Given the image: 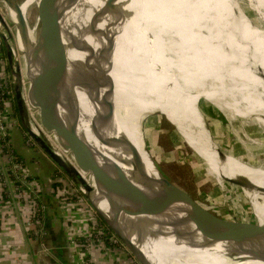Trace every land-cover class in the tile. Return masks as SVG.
<instances>
[{
	"label": "bare ground",
	"instance_id": "bare-ground-1",
	"mask_svg": "<svg viewBox=\"0 0 264 264\" xmlns=\"http://www.w3.org/2000/svg\"><path fill=\"white\" fill-rule=\"evenodd\" d=\"M38 1L27 0L23 4V9ZM242 4L247 5L245 7L247 13L241 9ZM236 8L240 9L239 14L238 12L235 14ZM89 12V27L93 42L90 52L91 57L96 58L100 74H98L100 85L96 89V76L91 64L92 100L94 102L100 100V107L93 111L106 135L107 145L103 143L102 145L83 122L80 108H77L74 100L71 108L80 121V132L92 145L116 160L127 174L133 172V156L128 149V145L131 144L144 157L148 171L158 176L156 166L142 149L138 139L136 119L143 113L144 116L157 112L168 113L182 136L191 139L202 151L218 161L220 159L217 152L221 150L213 141L208 142L204 138L207 133L203 130V114L198 106L200 96L217 99L240 115L254 116L255 119L264 121V0H89ZM228 19H234L232 27L235 28L233 33L235 38L232 37V32L228 33L225 28ZM212 25L214 27H211ZM162 27L168 29L170 33L193 35L191 42L208 52L209 63L203 67L200 66V62H196L202 58V55L200 56L198 49H194L193 53L197 55L195 59L193 57L195 55L190 51L191 43L186 39L184 44L187 46L184 45L185 51L181 50L183 51L181 55L183 59H187L188 64L193 62L186 64V68L195 70L201 77L211 76L217 81L220 80L219 91L217 86V89L214 88L209 93L192 94L190 91L192 85L186 82V87L182 86L173 68L164 63L163 59L167 54L165 57L161 55L157 47L158 37L161 36L159 30ZM200 34L205 43L196 39V36L201 38ZM161 37L168 38L164 33ZM63 42L68 55L66 32ZM206 43L207 46L204 45ZM135 49L147 61L163 70L169 81L162 82L161 87L158 85V79H154L151 85L142 84L141 79L139 80L140 65L133 58ZM169 50L166 51L172 56L174 51ZM161 64L167 68L161 69ZM196 83L200 82L196 81ZM70 86L71 79H68L67 93ZM100 87H103V90L100 91ZM240 96L241 102L237 100ZM113 103H116V112H113ZM124 108L127 110L136 108L141 111L137 116H134L130 110L123 115L121 109ZM117 109L121 113V124L116 119ZM178 116L181 117L182 123H189L187 129L181 127L176 119ZM262 125L264 127V122ZM34 129L54 141L53 145L58 153L75 165V161L69 158L67 151L59 147L55 134L46 133L42 124ZM197 140L202 141L203 147ZM220 162L231 166L238 177L239 172L243 174L245 172L243 168L247 167L253 175V180H257L256 191L262 194L263 212L261 215H255L264 223V166H251L241 162L232 154L226 155L224 161ZM81 173L93 188L90 193L92 199L100 208L107 211L105 199L96 191L98 187L92 174L83 171ZM87 174L89 179L86 177ZM173 203L166 208L169 209ZM168 228L156 230L155 224L151 228L147 226V229H152L155 233L152 235L147 230L132 225L128 220L122 224V230L131 237L152 264H264V258L233 253V246L225 241L196 246V244L200 245L198 242H206V239L193 224L183 226L182 231L186 236L173 234ZM188 232H192L193 235H188Z\"/></svg>",
	"mask_w": 264,
	"mask_h": 264
},
{
	"label": "rangeland",
	"instance_id": "rangeland-1",
	"mask_svg": "<svg viewBox=\"0 0 264 264\" xmlns=\"http://www.w3.org/2000/svg\"><path fill=\"white\" fill-rule=\"evenodd\" d=\"M67 1L70 2L65 13L62 15V22L66 27L65 31L68 38V71L70 79H74V76H76L77 78L75 81V85L71 80V86L68 94L73 95L74 102L76 103L77 108H80V115L86 126L93 132V134L99 139L101 143L107 145L106 135L102 127L99 125L93 111V109L96 110L100 107V100L98 99L95 102L92 100L91 73L93 71L94 75L96 76V89L100 85V81L98 79V76L100 74L98 71L96 58L95 56L92 58L90 52V47L91 45L93 46V42L92 33L89 27V0ZM246 6L247 5L245 4H242L241 6V9L244 10L245 13H247V9H245ZM6 7L7 6L5 5L4 0H0V13L7 24L6 29L0 22V47L3 43L5 44L4 38L6 37L13 51L15 64L19 65L22 70H24L25 54L18 46L16 24L13 23V21L10 19L7 10L8 8ZM238 10L237 8L234 9L235 14H237L236 12H238L239 14ZM35 18L36 6H32L28 12V19L32 26L35 23ZM233 22L234 19H228L227 26L225 27L228 33L230 32L231 34L232 32V37H234L233 33L235 32V28L232 27ZM211 27H214V25H212ZM211 30L213 29L211 28ZM160 31L161 36L164 33L167 34L168 38L161 36L158 37L157 43L159 44L157 45V47L159 48V52L161 55H164L165 57V55L167 54V56L163 59L164 63H166L168 67L173 68L174 73L178 76V78H180V83L182 84V86H185V84L187 83H189V85H192V88L190 89L192 94H202L206 92L209 93L214 88L217 89V86V90L219 91L220 80L217 81L215 80V77L211 76L206 78L203 76L201 77V75H199V73L195 70H188L186 68V64H193V62H189L188 64L187 59H183L181 55L183 54V51H185L183 50L184 47L187 46L186 44H184V41L186 39H189V42L191 43V45H189L191 46V54L195 55V53H193L194 49H198L200 56L202 55V58L196 60V62H200V66L203 67H205L207 63H209V57H207L208 52L201 50L195 44H193V42H191L193 41V35L190 36L188 35V33H182L183 35H178L174 32L170 33L168 29H164L163 27L159 30V32ZM197 38L198 40L203 41L202 36L201 38L199 36H196V39ZM204 45L207 46V43ZM169 49H171V51H174L172 52V56L169 52L166 51ZM135 51L136 52L133 58L134 61L140 65L141 76L139 77V80L141 79L140 81L142 82V84L151 85L154 79H158V85L161 87L162 82L166 80L169 81L167 75L162 72L163 70L161 71L158 67L155 66L154 63L147 61L145 57L143 55L141 56V54H139L136 49ZM177 51L180 52L178 53ZM193 57L196 59L197 55ZM91 64L93 65L92 71L90 67ZM163 67L167 68L162 65L161 69ZM0 79L2 81H5L6 83L12 81L8 59L6 56L0 57ZM196 81L200 83L197 84ZM28 89L29 82L28 80H24V95L26 98H28ZM101 90H103V87H100V91ZM241 98L242 97L240 96V98H237V100L241 102ZM144 105L146 104H143V106ZM198 106L203 114L202 123L204 126L203 130L207 133L206 137H204L206 141H213V143L217 145L219 150L223 151L224 154H232L241 162L254 167L264 166V127L262 125V122H264L263 120L261 122L255 119L254 116L245 117L243 115H240L226 106L224 102H221L217 99H207L204 95L199 97ZM128 110L132 111V114L134 113V116H137L138 112L141 111L140 109L136 108H131ZM128 110L124 108L121 109V112L123 115H126ZM14 112L15 111L13 109V104L11 106V109L0 110V114L6 115L5 118L9 123H12L16 118L14 116ZM28 112L30 114V119L34 127H37V125L39 124L41 125L37 109L32 107L31 105H28ZM144 115L145 114L143 113V115H139L140 117L136 119V123L138 124V139L140 145L142 146V149L145 151V153L146 149L149 151L160 171L169 180L184 188L195 198L207 204L222 215L228 217L250 219H255V214L261 215V212H263L262 194H258V192L256 191L257 180H253V175L247 170V167L243 168L245 171H243V174H240L239 172L238 177L231 166L210 157L204 151H202L191 139L186 136H182L175 128L174 122L169 119L165 113L157 112L150 113L148 116ZM176 119L178 120V122H180L181 127H183L184 130L189 127L188 122L184 121L185 124L181 122V117L178 116ZM119 122L121 124V120H119ZM19 128L24 131L26 143L27 138H31V136L27 134L22 125H19ZM45 132L54 135L53 132L46 129ZM49 140L53 144L54 141H52L51 139ZM11 147L14 150L12 145ZM31 148H33L35 155H38V153L46 155L35 141L34 145H32ZM67 154L69 155V158L74 161L71 153L67 151ZM146 154L148 155V153ZM45 157L48 156L46 155ZM44 159L43 161H45ZM25 160L24 158L22 159L27 167V170L33 175V177H36L34 170L29 165L31 163V160L29 159V157H27L26 161L29 162V164ZM34 162V165L38 164L40 166H44V163H40L42 162V158L40 157H35ZM0 165V181L4 189L2 194H0V199L10 198L13 202H16V205L18 206V216L22 219L24 228L28 233V231L30 232L34 228L31 225H28L25 217L23 216V205L20 201V190L16 185L12 183V176H10V174L13 173V164L7 150L1 147ZM55 167L58 168L57 166ZM86 177L87 179H89L88 174ZM68 179L69 178L67 176L62 175V179L56 178L55 180H61L63 183H65V185H68ZM240 179L242 181V185ZM38 181L41 183L42 187L40 204L45 207L47 212L49 202L48 200H45L44 197L45 185L39 179ZM55 182L56 181H54V183ZM63 183L54 186L52 195L53 201L56 202L58 211H60V214L64 217L62 218V221L60 220L61 223L64 219L68 220V224L64 223L65 228L68 230V232L71 230L68 234L69 237H71L68 244L73 249H75L78 257H81L80 263L94 264V248L105 243V248H102V250H112L115 248L120 253H123L125 255L128 260L127 264H138L136 259L127 250V248H125V246H123L121 242L114 236L109 237L108 243L104 241L103 237H101V224L97 217L95 207L75 183H73L74 185H71L72 192L69 199L73 203H76V205L81 206V204H83V206L87 207V209H84L82 211L81 209L74 208L69 212H66L64 210V201H66V199L65 197L59 196V191H57V187L59 185H63ZM84 211H87V213L89 214L91 213V219L92 216L94 219H96L91 220L92 222H90V227L92 228L90 234L88 232L85 234L76 233L71 222V220H74L75 217H80L82 212ZM70 217H72L71 220H69ZM62 226L64 225L62 224ZM48 236L49 232L47 237L40 240L46 244L49 250L47 251V253L40 252V255L53 257L55 250L50 247ZM40 247L42 249L41 243Z\"/></svg>",
	"mask_w": 264,
	"mask_h": 264
},
{
	"label": "water",
	"instance_id": "water-1",
	"mask_svg": "<svg viewBox=\"0 0 264 264\" xmlns=\"http://www.w3.org/2000/svg\"><path fill=\"white\" fill-rule=\"evenodd\" d=\"M26 1L4 0L9 17L16 24L18 46L25 54L22 70L15 64L12 48L8 39L4 38L18 119L48 158L85 194L96 212L136 261L139 264H152L131 237L122 230V224L126 220L152 235L155 233L152 229H147V226L151 228L155 224L156 230L169 227L173 234L184 236L183 226L193 224L206 239V242H198L200 245L196 246L225 241L233 246V253L263 259L264 223L256 217L250 219L220 214L169 180L146 149L158 169V176L152 175L144 157L129 143L128 149L133 156V172L127 174L116 160L92 145L80 132V121L71 108L74 97L66 90L70 76L68 55L63 42L66 27L63 25L62 15L70 1L39 0L23 9ZM32 6H36L33 26L28 19V11ZM0 22L7 27L1 13ZM74 77L75 80H71L75 85L77 78ZM24 80L29 82L28 98L24 95ZM28 103L37 109L43 127L56 135L60 147L71 153L75 165L64 159L51 141L34 129ZM112 109L116 112V103H113ZM165 114L170 119L168 113ZM120 116L121 113L116 119L122 122ZM197 141L203 147L202 141ZM217 154L220 161H224L226 154L222 151ZM81 171L89 172L94 177L98 187L96 191L105 199L107 211L92 199L90 193L93 188ZM171 203V207L166 208ZM187 234L193 235L192 232Z\"/></svg>",
	"mask_w": 264,
	"mask_h": 264
},
{
	"label": "crops",
	"instance_id": "crops-1",
	"mask_svg": "<svg viewBox=\"0 0 264 264\" xmlns=\"http://www.w3.org/2000/svg\"><path fill=\"white\" fill-rule=\"evenodd\" d=\"M12 103L10 101H4L3 108L0 110L11 109ZM10 137L12 146L16 154L27 160V157L31 160V163L26 162L34 170L35 176L44 183V197L48 200L49 207L46 212V226L49 232V244L53 248V257L40 255L41 247L39 241L33 237L31 232H26L22 219L18 216V206L12 199H0V264H81L80 259L75 249H73L68 243L71 237H69L68 230L65 228V224H68V220L64 218L60 211H58L56 202L53 201V188L55 186L54 181L56 178L62 179V174L56 168L55 163L38 153L35 155L33 148L28 147L25 144V135L19 127L10 129ZM42 158L44 166L34 165L35 157ZM45 158V159H44ZM43 159L45 161H43ZM34 165V166H33ZM1 167V165H0ZM58 171V172H57ZM67 181V180H66ZM53 182V183H52ZM2 183L0 181V194L3 192ZM77 209H87L83 204L81 206L76 205ZM97 213V212H96ZM91 213L87 211L82 212L80 217H75L71 220L74 231L76 233H84L91 231L90 227ZM74 218V217H73ZM61 220V221H60ZM60 221V222H59ZM62 224L64 226H62ZM103 245V246H102ZM98 245L94 248V264H127L128 260L123 253L118 250L106 249L105 243Z\"/></svg>",
	"mask_w": 264,
	"mask_h": 264
},
{
	"label": "built area",
	"instance_id": "built-area-1",
	"mask_svg": "<svg viewBox=\"0 0 264 264\" xmlns=\"http://www.w3.org/2000/svg\"><path fill=\"white\" fill-rule=\"evenodd\" d=\"M0 89L6 97L4 101H10V96L14 95L12 81L6 83L5 81L0 80ZM5 116L6 115L0 114V147L7 150L13 164V173L10 174V176H12V183L16 185L20 190V201L23 205V216L25 217L28 225H31L34 228L32 231H30L33 237H35L37 240H40L47 237L48 235V230L46 227V209L43 205L40 204V196L42 192L41 183L27 170V167L22 161V158H20L19 155L16 154L11 147L12 141L9 132L11 128L19 127V125H21L18 117L14 114V116L16 117L15 120H13L12 123H9L8 120H6ZM25 144L28 147L34 145L33 138H27ZM68 180L69 186L67 184L65 185V183L60 180L59 182L61 184L63 183V185H59L57 187L59 196L65 197L66 199V201H64V210L66 212H69L72 209L76 208V203H73L69 199L72 192L71 185L74 184L73 181H71L70 179ZM88 233L90 234L91 231L89 230ZM112 236L119 240L114 234ZM39 243H41L42 245L41 252L47 253L49 248L46 246V244L41 240L39 241Z\"/></svg>",
	"mask_w": 264,
	"mask_h": 264
},
{
	"label": "trees",
	"instance_id": "trees-1",
	"mask_svg": "<svg viewBox=\"0 0 264 264\" xmlns=\"http://www.w3.org/2000/svg\"><path fill=\"white\" fill-rule=\"evenodd\" d=\"M3 56H6V48H5V44L3 43L0 47V57H3ZM1 80V79H0ZM12 86H13V83H12ZM5 96L4 94L2 93L1 89H0V109L3 108V104H4V100H5ZM10 101L11 103L13 104V109H14V113H15V116L18 117V114H17V108H16V101H15V95H12L10 96ZM24 129V128H23ZM20 158H22L21 156H19ZM60 173L62 175H65L67 176L65 173H63L62 171H60ZM60 182H55V185L59 184ZM97 217L100 221V227H101V237H103L104 241L106 243H108V239L109 237H111L114 233L111 231V229L108 227V225L106 224V222L102 219V217L97 213ZM79 237V236H78Z\"/></svg>",
	"mask_w": 264,
	"mask_h": 264
}]
</instances>
